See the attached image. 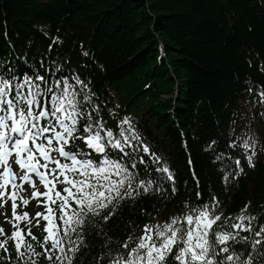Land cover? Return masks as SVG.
Wrapping results in <instances>:
<instances>
[{
  "label": "trees",
  "instance_id": "16d2710c",
  "mask_svg": "<svg viewBox=\"0 0 264 264\" xmlns=\"http://www.w3.org/2000/svg\"><path fill=\"white\" fill-rule=\"evenodd\" d=\"M50 63L65 77L71 70L88 82L104 119L113 110L139 114L140 135L168 162L178 185L175 197L127 201L105 225V236L91 231L92 247L79 264H94L109 237L117 250L131 226L139 233L153 217L162 223L178 214L185 201L201 203L198 191L203 202L217 196L216 211L226 216L249 201L250 211L260 214L264 150L254 168L241 159L244 173L227 186L223 176L234 175V160L245 154L228 147L240 130L239 111L258 116V96L248 89L264 86V0H0L3 71L31 65L45 75L41 67ZM140 171L149 175L148 167ZM234 246L253 252L250 245Z\"/></svg>",
  "mask_w": 264,
  "mask_h": 264
},
{
  "label": "snow or ice",
  "instance_id": "6c2138e0",
  "mask_svg": "<svg viewBox=\"0 0 264 264\" xmlns=\"http://www.w3.org/2000/svg\"><path fill=\"white\" fill-rule=\"evenodd\" d=\"M248 91L264 105V86L258 90L250 86ZM95 97L79 74L52 81L39 72L24 73L22 78L15 73L0 76V208L10 200L12 216L0 214L13 228L9 234L0 225V264H39L41 258L47 264H79L87 255L85 249L92 247L88 243L91 231L105 236V225L127 201L178 193L168 162L144 141L127 117L117 125L118 131L105 127ZM80 141L84 148L73 149ZM215 144L212 141L206 150ZM238 146L245 154L234 160V175L224 174L225 186L230 178L236 180L244 173L241 159L249 168L255 167V144L238 137L228 145L232 149ZM141 166L148 167V176L140 175ZM153 173L159 176L153 179ZM34 177L45 191L36 188ZM25 185L33 188L30 199H37L38 207L45 206V212L36 213L37 227L41 218L46 222L42 240L31 227L26 234L20 227L22 221L32 223L28 212L17 211L18 201L24 206L30 203L20 195ZM195 195L201 203L183 202L181 211L164 223L153 217L156 222L143 224L139 235L136 226L130 225L132 232L116 241L117 250L109 237L102 245L106 250L93 258L94 264H255L253 253L264 264V223L260 222L264 205L259 215L250 211L249 201L239 212L226 216L222 209L216 211L220 207L217 196L203 202L202 192ZM144 212L150 215L147 209ZM234 245H250L253 252L238 253Z\"/></svg>",
  "mask_w": 264,
  "mask_h": 264
}]
</instances>
